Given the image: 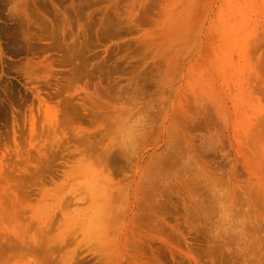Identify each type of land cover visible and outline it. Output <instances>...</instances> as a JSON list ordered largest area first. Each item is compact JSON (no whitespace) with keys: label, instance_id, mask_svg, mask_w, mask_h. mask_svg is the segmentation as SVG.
Masks as SVG:
<instances>
[{"label":"rangeland","instance_id":"374dc122","mask_svg":"<svg viewBox=\"0 0 264 264\" xmlns=\"http://www.w3.org/2000/svg\"><path fill=\"white\" fill-rule=\"evenodd\" d=\"M0 264H264V0H0Z\"/></svg>","mask_w":264,"mask_h":264},{"label":"clouds","instance_id":"9594fccd","mask_svg":"<svg viewBox=\"0 0 264 264\" xmlns=\"http://www.w3.org/2000/svg\"><path fill=\"white\" fill-rule=\"evenodd\" d=\"M144 123L145 117L139 115L135 119L129 120L120 131L121 140L129 149L134 148ZM213 195L217 199L219 209L218 224L220 228L225 232L236 230L237 226L242 223V220L236 216L229 190L226 187L215 188Z\"/></svg>","mask_w":264,"mask_h":264}]
</instances>
